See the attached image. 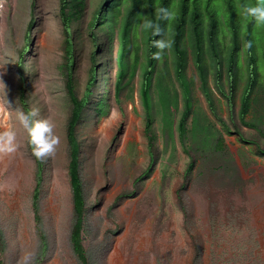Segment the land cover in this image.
Segmentation results:
<instances>
[{
	"label": "rangeland",
	"instance_id": "374dc122",
	"mask_svg": "<svg viewBox=\"0 0 264 264\" xmlns=\"http://www.w3.org/2000/svg\"><path fill=\"white\" fill-rule=\"evenodd\" d=\"M100 2L84 0L83 8L70 22L69 33L65 32L60 18V0H4L0 7L3 29L0 79L5 85L4 89L0 87V106L6 109L0 116V130L14 129L20 145L17 153L0 160L2 264H18L27 251L35 253L34 264H79L69 239L74 211L66 137L71 102L66 80L72 77L77 97L85 94L94 50L97 78L75 128L84 200L83 245L89 264H264V154H256L253 145L240 141L235 135L224 103V98L232 103L233 94L232 118L237 122L240 99L248 88L251 72L242 42L247 28L244 26L240 31L233 69L228 67L232 43L227 31L218 34L221 66L212 56L207 30L201 61L212 98L220 115L227 120V125L222 126L225 143L236 155L242 150L246 157L256 160L243 169L237 158L244 181L242 187L205 188L185 182L183 173L189 158L182 150L176 131L183 101L174 73L173 50L166 51L160 60L155 59L151 94L156 160L150 174L137 180L152 157L144 131L140 95L144 73L148 70L150 42L139 26L130 32L124 59L126 72L115 97L119 24L111 44L99 33L98 51L89 35V21ZM204 23L207 26V20ZM166 34L171 39V33ZM69 38L74 50L70 44L66 46ZM251 39L257 76L245 120L255 119L264 126V25L252 23ZM182 43L187 52L185 73L193 80V99L205 104L188 24ZM219 69L220 78L216 74ZM174 89L178 93L177 110H173L174 142L165 147L161 135L162 104L173 98L170 94ZM217 96L223 102H219ZM7 100L11 108L7 107ZM100 100L102 103L96 107ZM195 106H191L192 117L196 118L188 131L190 143L193 149L201 147L204 153L212 154L219 134L205 120H199L197 103ZM113 107L121 114L120 120L109 119ZM33 108L39 109L37 118L54 120L60 137L56 155L39 162L41 167L31 154L15 112V109L27 112ZM227 126L230 127L228 133ZM257 129L239 125L244 137L255 136L259 139L257 144L264 147V138ZM38 173L40 183L35 210L32 203ZM178 190L186 214L177 199Z\"/></svg>",
	"mask_w": 264,
	"mask_h": 264
},
{
	"label": "trees",
	"instance_id": "16d2710c",
	"mask_svg": "<svg viewBox=\"0 0 264 264\" xmlns=\"http://www.w3.org/2000/svg\"><path fill=\"white\" fill-rule=\"evenodd\" d=\"M257 0H101L99 6L95 9L91 20L89 21V35L93 41V45L98 51L99 48V33H103L108 42L111 44L115 27L119 24V39L120 50L118 53L119 70L117 72V79L115 82V97L119 94L121 89V81L126 72L125 55L128 50L129 34L142 23L145 18L156 20V11L158 8H167L173 13V19L171 21H160L161 27L165 30V33L169 31L171 33V39L174 41L173 53L175 57L174 73L179 83L182 93V109L180 111L179 118L176 122V131L179 139V143L182 146L183 152L188 156L189 161L183 173L185 182L201 187L210 186L212 188L229 189L232 190L236 187L241 188L244 184L243 179L240 176V167L237 162V158L241 161V167L248 168V164L254 163L256 160L251 157H246L242 150L238 151V154L234 153L231 148L225 143L224 135L222 133L223 127L226 126L222 118L216 112L214 103L211 99V92L207 85L206 73L201 63L204 47V31L208 33V44L212 53V56L216 59L218 65L222 64V55L220 48V39L218 34L227 31L231 35L232 49L228 57L229 69H233L236 61V53L239 48L240 31L245 26L247 29L242 35V42L245 45L246 42H251L252 46L246 48L247 53V65L251 72L249 73V81L247 83L248 88L243 92L242 103L239 111L240 121L244 126L258 130V134L264 138V126L262 122H258L255 119L250 121H244L245 114L248 112L249 104L248 99L253 90L256 82L257 73L255 71L256 54L253 41L251 39L252 23L250 18H245L243 15V9L245 6L255 5ZM84 6V0H60L59 14L65 32L69 33V25L73 18L77 17L79 12ZM205 20H207V26H205ZM189 26V34L193 47L196 49L195 64L199 71L200 87L205 98L209 102V106L215 118L221 123L222 130L210 124L218 132L219 137L216 143L215 151L212 154H206L201 147L193 149L191 138L188 134L190 130L188 126V118L191 113V106L193 101V80L188 78L185 73V67L187 63L186 48L182 43L183 33L185 25ZM31 25V24H30ZM29 25V27H30ZM143 31V30H142ZM148 41L150 42V55L147 61L148 70L144 73V82H142L140 88L141 102L144 109V131L148 142V151L151 153V160L147 167L143 170L140 176H148L152 170V164L156 160V148L154 146V140L156 134L153 130V113H152V94H151V81L152 73L154 70L155 59L152 58V54L156 52V48L152 47V42L159 37H154L151 31L146 32ZM72 38L66 39L67 44L71 45V49L74 50V44ZM73 44V45H72ZM111 47V45H109ZM92 65L89 70V76L85 91L81 97H77L74 93V87L72 83V77H67L66 89L71 102L70 118L66 127V137L69 145V177L72 188V202L74 211V222L70 230V243L73 254L76 256L79 264H89L86 249L83 245V212H84V200L82 196V188L80 178L78 174L79 168V143L75 136V128L78 124L82 111L89 101L92 87L95 84L97 78V64L95 63V50L92 52ZM74 62L72 61V67ZM133 65L131 74L134 72ZM217 77H221V70L217 71ZM216 85V84H215ZM217 87V86H216ZM232 89L235 87V77L232 83ZM234 90V89H233ZM234 92V91H233ZM263 92V91H262ZM170 96V100L162 104L163 120L161 122V135L166 147L167 144H173L174 142V116L173 110H177V90L174 89V93ZM233 102V94L231 96ZM100 100L96 103V107L102 102ZM159 103H163L159 101ZM158 103V106L160 107ZM161 112V109L158 108ZM204 120V119H202ZM262 121V119H261ZM234 126V124H233ZM227 133L230 131H226ZM235 134L238 135L240 141L253 145L254 152L256 154H264V147H260L257 144V137L249 136L244 137V134L239 131V126H236ZM253 139V140H252ZM256 141V142H255ZM237 156V157H236ZM38 167H41L39 161H37ZM196 173V176H194ZM164 177V175H163ZM40 174H37V182L33 191V208L36 210V200L38 196ZM177 199L179 200L181 210L186 214V208L183 203L179 190L176 192ZM35 218L36 214H35ZM3 241L0 236V255L3 252ZM0 264L2 260L0 258Z\"/></svg>",
	"mask_w": 264,
	"mask_h": 264
},
{
	"label": "clouds",
	"instance_id": "9594fccd",
	"mask_svg": "<svg viewBox=\"0 0 264 264\" xmlns=\"http://www.w3.org/2000/svg\"><path fill=\"white\" fill-rule=\"evenodd\" d=\"M4 0H0V7H2ZM245 18H250L257 26L264 25V0H257L255 5L245 6L243 9ZM173 13L167 8H158L156 11V20L145 18L139 25L144 32L151 31L154 37H161L152 42V47L157 51L152 54V58L160 60L164 53L171 52L174 41L167 38L165 30L161 27L160 21H171ZM2 26H0V35H2ZM246 48L252 46L251 42H246ZM0 87L3 89L5 85L0 79ZM6 95V94H5ZM7 107L11 108L9 101H6ZM5 107L0 106V116L3 115ZM17 120L24 130L27 143L31 148V154L36 161L45 162L47 159L56 155L60 145V137L56 133V123L51 117H39V109L33 108L27 112L15 109ZM121 114L118 109L113 107L109 113V119L120 120ZM20 145L17 141V132L12 128L0 130V160L14 155L18 152ZM35 253L32 251L24 252L18 264H34Z\"/></svg>",
	"mask_w": 264,
	"mask_h": 264
},
{
	"label": "crops",
	"instance_id": "0c3cea01",
	"mask_svg": "<svg viewBox=\"0 0 264 264\" xmlns=\"http://www.w3.org/2000/svg\"><path fill=\"white\" fill-rule=\"evenodd\" d=\"M199 79H200V76H199ZM201 83V82H200ZM201 88V87H200ZM210 89V88H209ZM211 90V89H210ZM219 92V91H218ZM203 94V93H202ZM212 94V93H211ZM219 94H220V92H219ZM221 95V94H220ZM203 96H204V94H203ZM223 98H224V96L223 95H221ZM242 96H243V94H242ZM242 96H241V99H242ZM204 99H205V104H202L199 100L197 101L196 100V98H194L193 99V107H196L195 106V104L197 103V105H198V109H199V116L201 117L199 120H202V119H204L205 120V122H207V123H210V124H212V125H215L218 129H220V130H222V125H221V123L215 118V116L213 115V112L211 111V108H210V106H209V102L207 101V99L205 98V96H204ZM211 99H212V101H213V103H214V107H215V109H216V112L218 113V115L220 116V118H222V121H224V124H226L227 125V120L225 119V118H223L221 115H220V112L218 111V107L216 106V104H215V102H214V99L212 98V95H211ZM216 99H218L219 100V102H223V99L220 97V96H217V98ZM225 99V105H226V107H227V111H228V117H229V124H234V126L232 125V127H233V129H235L236 130V126H239V125H241V126H244L242 123H241V117H240V115H239V111H240V107H241V103H242V100L240 99V106H239V110H238V113H237V122L235 121V119L234 118H232V115H233V109H234V107H235V103H234V99H233V102L232 103H230L229 102V100H227L226 98H224ZM229 103L231 104V106L229 107ZM192 110H191V113H190V115H189V118H188V126H189V128H190V126H191V123H192V120L193 119H195V118H193L192 117ZM248 113V112H247ZM246 113V114H247ZM245 114V115H246ZM212 117L214 118V119H212ZM234 119V120H233ZM242 120H244V121H246L245 120V116H244V119H242ZM250 121V120H249ZM247 122V121H246ZM239 124V125H238ZM244 127H247V126H244ZM227 128H228V131H230V127L229 126H227ZM248 128V127H247ZM250 128V127H249ZM235 132V131H234ZM236 136H238L237 134H235ZM239 138V137H238ZM248 145H250V144H248ZM249 148H250V146H249Z\"/></svg>",
	"mask_w": 264,
	"mask_h": 264
}]
</instances>
